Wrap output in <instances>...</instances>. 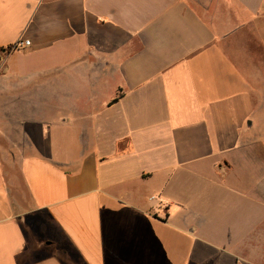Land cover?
<instances>
[{
  "label": "crops",
  "instance_id": "obj_1",
  "mask_svg": "<svg viewBox=\"0 0 264 264\" xmlns=\"http://www.w3.org/2000/svg\"><path fill=\"white\" fill-rule=\"evenodd\" d=\"M0 264H264V0H0Z\"/></svg>",
  "mask_w": 264,
  "mask_h": 264
},
{
  "label": "built area",
  "instance_id": "obj_2",
  "mask_svg": "<svg viewBox=\"0 0 264 264\" xmlns=\"http://www.w3.org/2000/svg\"><path fill=\"white\" fill-rule=\"evenodd\" d=\"M30 44V42L28 40H20L18 43H16L15 45V49L21 50V49H25L26 47H28ZM155 197H151L150 199H154Z\"/></svg>",
  "mask_w": 264,
  "mask_h": 264
},
{
  "label": "rangeland",
  "instance_id": "obj_3",
  "mask_svg": "<svg viewBox=\"0 0 264 264\" xmlns=\"http://www.w3.org/2000/svg\"><path fill=\"white\" fill-rule=\"evenodd\" d=\"M53 236L49 233H43V241L50 242L52 240ZM52 250V248H51Z\"/></svg>",
  "mask_w": 264,
  "mask_h": 264
}]
</instances>
